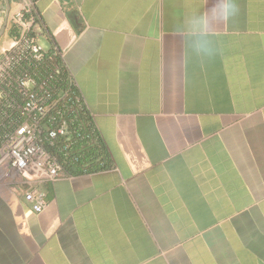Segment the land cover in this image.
<instances>
[{"label": "crops", "instance_id": "obj_1", "mask_svg": "<svg viewBox=\"0 0 264 264\" xmlns=\"http://www.w3.org/2000/svg\"><path fill=\"white\" fill-rule=\"evenodd\" d=\"M19 0H0V48ZM35 0L34 35L63 56L104 168L44 182L34 213L0 183V264H264V0Z\"/></svg>", "mask_w": 264, "mask_h": 264}, {"label": "built area", "instance_id": "obj_2", "mask_svg": "<svg viewBox=\"0 0 264 264\" xmlns=\"http://www.w3.org/2000/svg\"><path fill=\"white\" fill-rule=\"evenodd\" d=\"M19 1L16 32L0 48V183L40 213L39 184L104 168L102 140L62 54L34 35L35 0Z\"/></svg>", "mask_w": 264, "mask_h": 264}, {"label": "clouds", "instance_id": "obj_3", "mask_svg": "<svg viewBox=\"0 0 264 264\" xmlns=\"http://www.w3.org/2000/svg\"><path fill=\"white\" fill-rule=\"evenodd\" d=\"M239 12L236 0H215L213 5L202 14H194L187 21L186 43L190 50L202 59L212 57L217 50V42L207 31V26L216 23H227Z\"/></svg>", "mask_w": 264, "mask_h": 264}]
</instances>
